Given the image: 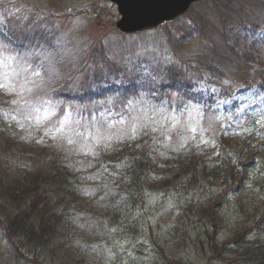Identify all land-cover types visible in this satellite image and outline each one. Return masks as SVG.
<instances>
[{"label":"rangeland","instance_id":"1","mask_svg":"<svg viewBox=\"0 0 264 264\" xmlns=\"http://www.w3.org/2000/svg\"><path fill=\"white\" fill-rule=\"evenodd\" d=\"M118 17L109 0H0V42L7 45L0 54V82L6 74L8 82L19 85L27 75L25 60L32 67L43 61L48 70L45 75L41 69L43 91L26 98L43 96L58 115L60 110L71 114L72 126L77 120L89 126L111 123L115 132L145 114L157 120L178 116L193 121L201 119L202 113L201 124L213 121V131L204 137L215 140V146L198 144L199 133L181 148L175 132L168 139L160 131L141 130L138 135L146 138V147L157 155L191 152L198 169L196 182L189 183L182 172L163 168L152 178L153 188L142 206L133 209L123 204L119 211L110 196L91 190L87 182L86 194L91 196L84 204V228L64 225L61 238L42 251L44 258L30 255L26 247L30 263L23 257L19 263L237 264L231 244L219 254L213 245L220 249L236 228L240 226V232L250 229L241 226L243 222L252 224L259 218L255 206L238 216L236 199L243 198L241 206L252 201L264 205V195L246 183L253 181L257 164L264 165L258 157L264 136H257L263 132L254 123L256 113L264 110V92L254 79L243 81L252 66L264 68V41L248 35L264 30V0H203L173 22L131 35L117 31ZM210 61L218 65L220 74L210 69ZM180 70L189 72L184 85L170 86L169 78ZM97 80L104 82L98 86ZM189 82L191 87L186 85ZM88 84L97 87L89 96H76L89 90L83 89ZM15 98L0 90V133L16 141V149L4 148L0 141V177H7L8 169L19 170L56 157L83 168L77 164L88 154L54 141L43 126L23 120L14 111L17 106L10 104ZM39 106L41 112L49 107ZM248 113L252 117L244 122ZM256 137L255 148L247 150L248 142ZM27 143L44 146V153L35 159L31 153L20 154L18 147L24 149ZM7 161L11 166L7 167ZM255 235L264 241V231L254 232L252 238ZM80 239L86 241L81 242L85 249L78 246ZM13 256L0 230V264L15 261Z\"/></svg>","mask_w":264,"mask_h":264},{"label":"trees","instance_id":"2","mask_svg":"<svg viewBox=\"0 0 264 264\" xmlns=\"http://www.w3.org/2000/svg\"><path fill=\"white\" fill-rule=\"evenodd\" d=\"M208 65L213 72L221 73L216 63L210 61ZM188 73L177 72L169 78L168 84L170 86L179 85V87L184 85L185 75ZM244 76L243 81L246 83L249 79L258 81L256 77H261L262 81L259 85L264 89V68L262 69L261 66H252ZM176 77H179L181 84L176 83ZM102 82L104 81H96L98 86ZM186 85L191 86L192 84L189 82ZM88 86H83V89L89 90L77 93L82 96L90 95L97 87L93 84H88ZM100 90L102 91V88ZM0 134V141L4 143V148L16 149V141L13 143L8 136ZM145 139L143 135H138L135 139L112 141L110 148H105L103 144L95 146L94 151L97 155L88 152V156L82 157L84 160L77 164L78 167L84 165V168H76L56 157L52 161L51 159L40 160L36 165L23 169H8V176L0 177V230L14 252L12 260L15 261H8L9 263L6 264H16V261L18 264H27L26 261L30 263V253L25 251L26 247L31 249L32 254L30 255L35 258L40 256L44 258L42 251L46 245L51 244L52 240L61 238L64 225L72 228L74 224H77L84 228V204L91 196L86 194L85 184L87 182L90 183L91 190L102 193L104 197L110 196V199L116 202L115 210L118 211L123 209V204L130 205L133 209L142 206L146 200V193L153 188L152 178H155L154 175L158 176L157 173L163 168L182 172L189 183L196 182L194 172L198 169L191 152H168L165 156L157 155L151 152L148 146L146 147ZM257 139L258 137L248 142L247 150L255 148ZM259 147L258 157L262 160L264 159V148ZM18 149L21 150L20 154L31 153V159L44 153L41 151L44 146L40 145L36 148L31 143L24 145V149L21 147ZM115 151L117 153L113 154ZM107 156L113 157L112 161L106 158ZM6 165L11 166L8 161ZM258 166L255 169V176L251 177L253 181L246 183L258 190L259 195H264V167ZM218 169L220 171V166ZM200 171L203 170L200 169ZM107 183L111 187L107 186ZM142 192L145 193L144 196ZM252 194L255 197V193ZM242 200L243 198L235 200L238 216H241L242 211H250L251 206H255L256 215L259 218H256L252 224H249L248 220L242 223L241 226L250 227L251 230L245 229L240 232L239 226L231 233L229 241L225 242L220 249L216 243L213 247L219 254L223 250H229L227 245L231 244V254L237 256V264H264V241L256 235L252 238L254 232L264 231V205L252 201L246 206H241ZM77 206L81 213L75 209ZM43 230L46 231V236ZM22 257L26 261L19 263Z\"/></svg>","mask_w":264,"mask_h":264},{"label":"snow or ice","instance_id":"3","mask_svg":"<svg viewBox=\"0 0 264 264\" xmlns=\"http://www.w3.org/2000/svg\"><path fill=\"white\" fill-rule=\"evenodd\" d=\"M251 39L264 41V30L256 33L248 34ZM7 45L0 42V54L6 52ZM15 59L14 57H6ZM3 61H0L2 63ZM23 71L27 75L22 77L19 85L8 82L7 75L4 76V81L0 82V90H3L6 94H14L15 99L10 101L11 105H16L14 109L17 114L21 115L25 121H34L37 127L43 126L45 128V134L50 136L54 141H60L63 145L74 146L75 151L92 153L97 155L94 151V147L103 144L105 148L111 147V141L118 140L123 141L124 139H135L141 130H147L150 128L152 132L160 131L161 135L171 139V133L175 132L180 137L179 147L183 148L189 141L197 139L196 134L199 133L200 139L198 144L212 145L215 146V140L205 139L204 134L213 131V121L209 119L208 125L204 126L201 124L203 115L201 113V119H194L193 121H182L178 116H161L159 120L148 117L147 114L138 116L127 128L121 127L117 131H112L115 127L111 123H94L89 125H81L80 121L74 122L75 126L70 123L71 114L65 113L60 110V115L57 114V108L51 106L50 101H47L43 96L36 95L34 98L33 94L37 91H43L45 75L48 70L44 68V63H41L37 67H32L25 60ZM41 69L44 70L45 75H42ZM224 83H230V81H224ZM111 102V101H109ZM47 104L49 107L45 108L41 112L39 105ZM13 109H9V112ZM8 113H5L7 116ZM16 120V116L11 117ZM219 120V118H216ZM227 119H233L229 116ZM21 128L25 127L23 123L17 121ZM121 125L124 121L120 122ZM255 125L259 128H264V110L256 113ZM244 131H250L244 129ZM259 134V129H257ZM239 134V133H237ZM42 142V141H41Z\"/></svg>","mask_w":264,"mask_h":264},{"label":"water","instance_id":"4","mask_svg":"<svg viewBox=\"0 0 264 264\" xmlns=\"http://www.w3.org/2000/svg\"><path fill=\"white\" fill-rule=\"evenodd\" d=\"M117 4L121 18L117 28L122 32H136L155 28L175 19L198 0H111Z\"/></svg>","mask_w":264,"mask_h":264}]
</instances>
